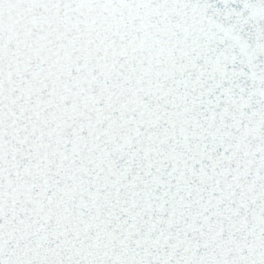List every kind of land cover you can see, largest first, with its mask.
Here are the masks:
<instances>
[{
  "label": "snow or ice",
  "instance_id": "6c2138e0",
  "mask_svg": "<svg viewBox=\"0 0 264 264\" xmlns=\"http://www.w3.org/2000/svg\"><path fill=\"white\" fill-rule=\"evenodd\" d=\"M0 264H264V0H0Z\"/></svg>",
  "mask_w": 264,
  "mask_h": 264
}]
</instances>
